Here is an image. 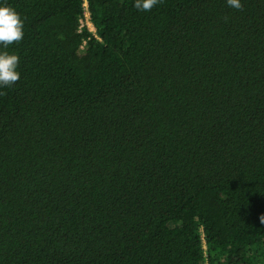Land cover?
Masks as SVG:
<instances>
[{"label":"trees","instance_id":"trees-1","mask_svg":"<svg viewBox=\"0 0 264 264\" xmlns=\"http://www.w3.org/2000/svg\"><path fill=\"white\" fill-rule=\"evenodd\" d=\"M134 3L0 0V264H264V0Z\"/></svg>","mask_w":264,"mask_h":264},{"label":"clouds","instance_id":"clouds-1","mask_svg":"<svg viewBox=\"0 0 264 264\" xmlns=\"http://www.w3.org/2000/svg\"><path fill=\"white\" fill-rule=\"evenodd\" d=\"M159 3L160 0H135L134 7L139 11H151ZM227 5L243 10L241 0H227ZM23 27L22 18L12 7H0V45L7 49L10 45L20 44L24 36ZM19 64L18 55L0 52V88H11L20 80ZM260 221L264 223V216Z\"/></svg>","mask_w":264,"mask_h":264},{"label":"rangeland","instance_id":"rangeland-1","mask_svg":"<svg viewBox=\"0 0 264 264\" xmlns=\"http://www.w3.org/2000/svg\"><path fill=\"white\" fill-rule=\"evenodd\" d=\"M88 17H89V15H88ZM83 23H84V27H87L92 32H95V28H94L93 24L91 23L90 18L84 19L83 20Z\"/></svg>","mask_w":264,"mask_h":264},{"label":"built area","instance_id":"built-area-1","mask_svg":"<svg viewBox=\"0 0 264 264\" xmlns=\"http://www.w3.org/2000/svg\"><path fill=\"white\" fill-rule=\"evenodd\" d=\"M88 15H89L88 13L85 14L86 19H87V18H90V17H88ZM83 27H84V23H83V21H82V22H81V28H83Z\"/></svg>","mask_w":264,"mask_h":264}]
</instances>
